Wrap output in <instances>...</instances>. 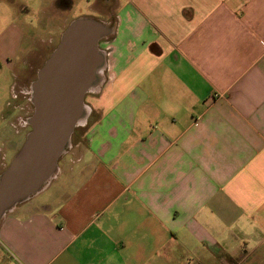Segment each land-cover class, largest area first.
<instances>
[{
  "label": "crops",
  "instance_id": "0c3cea01",
  "mask_svg": "<svg viewBox=\"0 0 264 264\" xmlns=\"http://www.w3.org/2000/svg\"><path fill=\"white\" fill-rule=\"evenodd\" d=\"M113 5L57 172L5 214L0 244L17 264H163L167 245L181 264L249 260L264 245V0Z\"/></svg>",
  "mask_w": 264,
  "mask_h": 264
},
{
  "label": "water",
  "instance_id": "95a60500",
  "mask_svg": "<svg viewBox=\"0 0 264 264\" xmlns=\"http://www.w3.org/2000/svg\"><path fill=\"white\" fill-rule=\"evenodd\" d=\"M101 22L72 20L32 83L31 130L0 174V222L7 212L39 193L54 177L61 156L84 114L85 95L104 64Z\"/></svg>",
  "mask_w": 264,
  "mask_h": 264
},
{
  "label": "rangeland",
  "instance_id": "374dc122",
  "mask_svg": "<svg viewBox=\"0 0 264 264\" xmlns=\"http://www.w3.org/2000/svg\"><path fill=\"white\" fill-rule=\"evenodd\" d=\"M53 2L0 0V144L3 142L0 174L20 150L31 130L29 118L34 112L32 83L58 45L68 23L80 16H88L105 25L107 35L100 40L102 52L107 51L102 40H109L112 36L110 30L115 21L113 0H88V3L76 0L73 8L67 10H61L64 8L62 0H57L56 4L61 9H55ZM5 137L8 142L1 139ZM37 196L43 198L45 193ZM181 254V248L163 247V264L183 263ZM0 264H17L1 244ZM238 264H264V245L249 260Z\"/></svg>",
  "mask_w": 264,
  "mask_h": 264
}]
</instances>
